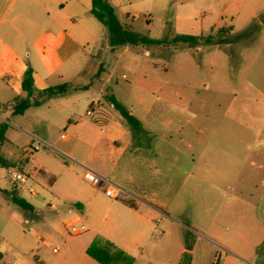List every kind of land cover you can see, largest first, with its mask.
<instances>
[{"label": "rangeland", "instance_id": "1", "mask_svg": "<svg viewBox=\"0 0 264 264\" xmlns=\"http://www.w3.org/2000/svg\"><path fill=\"white\" fill-rule=\"evenodd\" d=\"M109 2L125 26L165 43L112 50L107 29L88 13L85 17L93 19L97 28L91 30L90 43L85 44V49L63 67L65 77L55 74L44 79L41 75H33L31 101L40 103L30 106L23 116L8 112L3 113L4 117L0 119V129L6 123V140L0 145V154L12 160L9 166L0 164V238L2 228L8 222L19 232L25 227L24 222L20 223L24 221V210L17 207L11 198L13 192L25 196L28 186L15 182L10 176L13 171L23 172L29 176V184L37 189L36 196L46 198L49 215L58 223V232L51 234L42 264H79V248L89 242L94 230L87 224L86 231L81 234L70 232L71 227L82 224V210L72 205L77 192L96 189L102 194L109 181L117 185L110 157H143L136 152L138 147L132 145L134 132L107 95L122 99L129 111L131 101H134L133 87L143 84L139 80L145 77L169 82L171 88L179 93L170 95L173 107L204 105V111L195 110L196 120L202 129L200 145L197 135L194 139L189 137L192 148L187 147L186 142L179 144V136L174 129L175 124H181L184 119L183 115L175 119L174 109L165 115L170 122L169 132L167 141L159 145L166 153L164 157L178 155L175 146L184 151V157H195L198 161L195 172L199 166L210 170L214 167L216 172L211 170L207 180L219 183L222 194L211 189L206 182H202L195 193L185 184L181 191L185 206L182 222L189 225L186 229L172 225L168 229L170 234H166L162 224L155 226L145 237V250L128 264H189L193 260L191 255L180 249L192 245L193 239L201 238L200 235L215 244L229 245L235 252L247 256L249 263L257 255L264 258V145L261 143L264 138V28L257 27L259 21L264 22V0ZM223 6L228 13H223L226 18L220 20V26L233 24L235 30L231 36L216 34L212 43L192 47L187 43L173 42L178 34L207 35L205 30L190 29V24L181 28L177 16L185 12V8L186 13L194 15L197 21L203 15L214 16L223 12ZM212 9L215 12H211ZM231 16H234L232 22ZM249 23L253 28L247 31ZM213 31L215 33L216 29ZM250 31H257V34L249 35ZM221 37L229 39L232 44L219 43ZM64 83L69 85L65 92L51 98L41 95L43 89ZM14 84L18 89L14 90ZM10 85L12 89H4L5 98L10 102L4 112L13 110L14 103L28 94L22 81L12 80ZM196 92L199 100L192 97ZM213 107L219 110L213 113ZM88 110L92 115L87 114ZM107 118L112 123L108 128L105 126ZM142 123L145 128L150 126L159 133L163 132L161 120L150 122L142 119ZM93 126L95 130H91ZM122 130L128 131L126 141H130L131 146L120 138ZM62 134L67 137L62 138ZM113 136L120 139L118 151ZM141 139L140 148L147 150V144L143 146V143L151 141L153 136ZM33 140L40 141L43 146L33 151ZM153 140L155 142L156 138ZM19 159L24 162L20 163ZM171 160L169 158L168 163L162 164L173 175L177 170L172 167ZM88 169L102 176L98 185L93 186L83 180ZM219 171H226L227 176H222ZM189 172V163L186 162L176 178L179 185ZM155 185L149 188L153 189ZM127 197L132 198L128 194ZM104 199L105 210L113 199L117 203L122 202L121 198L108 195ZM105 210L90 216L94 223L100 222L98 231L101 233L110 226L113 215V211L107 214ZM160 219L166 221L162 215ZM209 226H212L211 231H208ZM153 231L159 234V238L152 234ZM105 235L117 249L120 241L112 234L109 238ZM53 247L59 250L53 252ZM203 247L196 264H206L209 260V250ZM216 247L218 251L212 263H242L239 258ZM100 254H104L107 264H125L110 248ZM226 257L232 260L228 262Z\"/></svg>", "mask_w": 264, "mask_h": 264}, {"label": "crops", "instance_id": "2", "mask_svg": "<svg viewBox=\"0 0 264 264\" xmlns=\"http://www.w3.org/2000/svg\"><path fill=\"white\" fill-rule=\"evenodd\" d=\"M188 5L189 2L186 6ZM91 6L92 0H0V119H3V113L14 114L13 110L3 111L10 105V102L5 98L4 89H12L10 85L12 80L23 81L27 69L32 70V75H41L44 79L55 74H59L62 78L65 77L62 72L63 67L67 66L78 52L85 49V44L90 43L91 30L97 28L93 19L85 17V14L90 13ZM209 7L212 8V6ZM183 11L185 12H180L177 16L181 28L190 24V29L205 30L207 31L206 34L214 33V29L225 28L229 36L235 30L231 23L220 26V20L226 18V15L222 16L223 13H228L225 6H223V12L215 13L214 16L203 15L197 21L194 19V15L186 13V8ZM211 12H215V10L212 9ZM233 19L234 16H231L230 21L232 22ZM257 27L264 28V22L259 21ZM246 28L248 31L253 27L249 23ZM254 33L257 34V31ZM254 33L250 31L249 35ZM231 44L232 42L227 39L226 45ZM33 81H35L34 77ZM139 81L144 85L135 84L133 87L134 101H131L129 112L137 117L141 123L140 130L138 132L133 131L135 135L132 138V145L138 147L135 151L143 157L109 158L117 185L122 187L132 198L126 195L121 203H117L116 199H113L105 210L106 201L104 198L107 185H105L102 194L96 189H81L77 192L72 205L82 210L81 223L89 224V228L94 230V235L90 237L89 242L79 248V252L81 251L79 264H94V262L103 264L88 253L90 246H95V254L103 259L104 254L100 253H104L107 248H110L111 252L117 253L121 260L128 264L138 256V253L145 250V237L155 226L162 224V229L165 227L166 234H170L168 229L172 225L186 229L189 224L182 222V217H185L183 214L185 206L181 197V191L185 184H188L191 191L195 193L201 183L206 182L211 189L216 190L220 195L222 194L219 183L207 180L211 170L216 172L214 167L210 170L207 167L202 169L199 166V170L195 172L198 165L195 157H184L182 155L184 151L178 146L175 148L180 155L164 157L166 153L159 145L167 141L170 122H167L165 115L170 114L173 109L176 111V113L172 112L175 119L178 115H183L184 119L181 124H175L174 129L179 136V144L186 142L187 147L192 148L193 144L189 137L193 136L194 139L197 135L198 145H200L202 129L196 120L195 110L204 111V105H195L193 108L173 107L170 104V95L173 93L178 95L179 93L171 88L169 82L145 77L144 80L140 79ZM13 88L16 90L18 86L14 84ZM198 95V92L192 93L193 99L199 100L200 96ZM116 98L123 104L122 99ZM218 110V108L213 107L211 112L216 113ZM25 112L14 115L23 116ZM142 119L150 122L161 120L163 132L159 133L150 126L145 128ZM105 126L106 128L112 126L108 118ZM95 128L93 126L91 130H95ZM127 133L128 131L122 130L119 135L120 138L126 141ZM152 136L153 139L156 138L157 142H154L153 139L151 141L145 140L143 146L147 144V150H142L140 148L141 138L147 139ZM113 137L114 142L118 145L116 148L118 151L120 139L118 136ZM126 142L128 145L130 141L127 140ZM261 143L264 145V138ZM129 145L131 146V144ZM4 158L8 163H12L10 158ZM169 158H172V167L177 170V173L173 175H170L169 169L166 166L164 168L162 164L166 161L168 163ZM18 161L24 162L22 159ZM186 162L189 163V176L183 178L181 185H179L176 178L180 176V170L186 166ZM220 173L222 176H227L226 171ZM83 180L89 184L85 176ZM155 183L157 186L155 185V188L150 189V185ZM18 195L30 203L32 208L24 210V221H20V223H25L22 232L14 228L11 222L3 226L2 237L0 238V264H42L45 262V248L50 245L51 234L58 232V223L56 220L53 221L49 215L46 198L30 194L28 190L25 191V196ZM50 207L54 206L50 205ZM103 210L107 214L113 211V215L110 226L105 229L104 233H101L98 231L100 222L94 223L90 216L100 214ZM160 215L164 216L166 221L160 219ZM157 219H160L159 223H157ZM211 228L212 226H209L208 231H211ZM28 232L30 235L27 234ZM104 234L108 238L112 234L114 239L120 241L117 249L103 236ZM200 236L199 239H193L192 245L183 246L180 249L182 252L191 255L193 260L189 264H196V260L201 257L203 246L209 250V260L206 264H213L211 260L218 251L216 246L219 247V250L229 252L232 256L239 258L241 264H264V258L260 255H257L249 263L247 256L239 251L235 252L236 250L229 245L215 244L208 238ZM217 238H220V235H217ZM226 260L230 262L232 258L226 257ZM105 263L107 264L106 260Z\"/></svg>", "mask_w": 264, "mask_h": 264}, {"label": "trees", "instance_id": "3", "mask_svg": "<svg viewBox=\"0 0 264 264\" xmlns=\"http://www.w3.org/2000/svg\"><path fill=\"white\" fill-rule=\"evenodd\" d=\"M90 13L107 29L109 34V45L112 50L131 45H141V46H151V45H162L165 43L164 40L154 39L147 35L141 34L129 26H125L114 7V5L109 2V0H92V6L90 9ZM226 29L221 28L217 29L215 33H209L205 35H192V34H178L173 39L174 43H187L190 47L199 46L200 44H210L214 41V36L218 34L219 36H223ZM218 42L223 44L227 43V40L224 37L218 39ZM23 87L27 91V95L25 97L19 98L13 105V113L14 114H23L25 110H27L33 104H39L40 101H31L32 97V88H33V75L32 70L29 68L24 74L23 77ZM69 88L68 83H64L62 85L51 86L45 88L41 91V95L46 98H51L57 96L63 92H65ZM108 100L113 104V106L119 111L120 115L126 121V123L130 126L132 131L138 132L141 127V123L137 117L131 114L125 106L113 95H107ZM6 131V123L2 124L0 129V145L5 140ZM0 164L3 166H9L10 163L1 156L0 154ZM12 202L18 206L19 208L26 210L31 209L32 205L28 203L23 197L19 196L16 192H13ZM95 246H90L88 248V253L95 257L99 262L106 264L105 260L100 256H97L94 252Z\"/></svg>", "mask_w": 264, "mask_h": 264}, {"label": "built area", "instance_id": "4", "mask_svg": "<svg viewBox=\"0 0 264 264\" xmlns=\"http://www.w3.org/2000/svg\"><path fill=\"white\" fill-rule=\"evenodd\" d=\"M88 115H92V111L88 110L87 111ZM62 138H66L65 134L61 135ZM43 146V144L38 141V140H33L32 145H31V149L33 151H36L38 149H40ZM10 176L12 178V180H14L15 182H18L19 184H23V185H27V190L30 194H35L37 192V189L35 188V186L29 184V176L23 172H18V171H13L10 173ZM85 179L91 183L93 186H96L99 184V182L102 179V176L97 174L96 172H94L93 170L88 169L85 173ZM105 193L106 195L112 197V198H121V199H125L126 198V191L118 186L115 185L114 183L110 182L108 183V185L106 186L105 189ZM160 222V219H157V223ZM87 226L85 224H81L79 226H73L70 229V232L72 234H81L84 231H86ZM157 238H159V234H157V232L155 231L153 233ZM59 250L58 247H54L53 248V252H57ZM213 264H221L219 262L217 263H213Z\"/></svg>", "mask_w": 264, "mask_h": 264}]
</instances>
